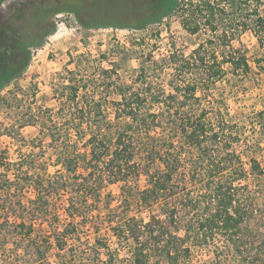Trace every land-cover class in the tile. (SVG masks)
Returning <instances> with one entry per match:
<instances>
[{
	"label": "trees",
	"instance_id": "1",
	"mask_svg": "<svg viewBox=\"0 0 264 264\" xmlns=\"http://www.w3.org/2000/svg\"><path fill=\"white\" fill-rule=\"evenodd\" d=\"M41 1L32 8L51 14ZM111 1L67 0L56 11L85 28L134 30L176 12L187 33L210 36L188 54L175 50L154 61L170 70L162 83L143 68L133 83H120L105 54L86 57L87 80L75 75L59 89L57 121L49 117L53 125L35 140H17L14 157L0 148V264H264V229L256 227L264 108L245 122L231 117V89L221 88L230 78L264 76V0H172L94 18ZM8 26L0 21L5 52ZM244 32L262 52L251 61L233 44ZM15 35L22 39L20 30ZM110 186L118 201L106 194ZM195 251L216 255L193 259Z\"/></svg>",
	"mask_w": 264,
	"mask_h": 264
},
{
	"label": "rangeland",
	"instance_id": "2",
	"mask_svg": "<svg viewBox=\"0 0 264 264\" xmlns=\"http://www.w3.org/2000/svg\"><path fill=\"white\" fill-rule=\"evenodd\" d=\"M126 1H128L127 5L123 6ZM171 1L112 0L104 3L102 7L100 3L101 10L94 12L93 16L97 18L105 16V13L108 16L112 13L118 15L120 9L132 13L136 9L148 8L153 3H163L169 7ZM41 2L46 4L51 14L43 16L39 14L37 8H32L40 3L39 0L36 3H29L28 0H10L0 8V21L9 25L6 30L9 33L13 31L14 34L18 30L22 32L21 40L7 43L6 52L4 50L0 53V81L17 69L14 59L17 60V66H20L19 76L0 90V148L8 149L11 157H14L18 151L17 140L19 142L23 139L35 140L40 137V130L45 125H53L52 122L57 121L55 98L59 97V89L68 84L65 79L75 75L77 79L87 80L84 77L89 75L86 69V57L97 59L100 54H105L104 66L117 70L120 83H133L142 68L148 72L153 81L162 83L169 78L170 70L161 71L154 61L159 62L175 50L188 54L198 43L210 36L205 32L195 35L187 33L180 26L176 12L166 15L159 23L150 24L143 30L114 27L85 28L79 24L73 14L56 11L60 8L65 9L67 0ZM31 15H38L32 27L26 24ZM122 15L127 17L131 14L122 13ZM144 15L146 17L147 14ZM39 32L47 33L39 39ZM36 35L39 40L35 39ZM239 43L247 49L250 61L253 57L262 55L250 32L240 34L238 40L233 42L235 46ZM148 56H151L150 61ZM223 86L226 91L231 89L226 96L231 117L241 116L242 119L245 117L243 120L245 122L253 116V112L264 108L263 75L252 74L241 80L230 78V82H225L221 88ZM49 117L52 118L51 123ZM9 137H14V141ZM44 145L46 146L47 142H44ZM49 171L52 173L54 169L50 168ZM138 185L139 187L144 185L142 177ZM108 190L106 194L111 193V198L118 201L117 187L110 186ZM104 198L106 200L105 196ZM256 201L258 204L256 227L262 230L264 199L258 196ZM117 203L113 201L112 205ZM135 211L133 209L132 213ZM216 252L218 255H226L225 251L216 250ZM215 255V251L214 253L195 251L193 259L213 260ZM223 255L221 261L225 260Z\"/></svg>",
	"mask_w": 264,
	"mask_h": 264
},
{
	"label": "flooded vegetation",
	"instance_id": "3",
	"mask_svg": "<svg viewBox=\"0 0 264 264\" xmlns=\"http://www.w3.org/2000/svg\"><path fill=\"white\" fill-rule=\"evenodd\" d=\"M58 2H59V1H58ZM5 36H6V38H7V37L10 38V39H7V40L4 39V40H5V42H4L5 49H6V47H7V46H6L7 43H9V42H14V43H16V42L19 41V40L16 39L17 37H16V35L14 34L13 31H12V33H8V32L6 31V35H5ZM1 39H3V38L1 37L0 40H1ZM24 49H25V48H23V50H24ZM2 51H3V50L0 49V52H2ZM14 61H15L14 64H15L16 68H18L17 63H16L17 60L14 59Z\"/></svg>",
	"mask_w": 264,
	"mask_h": 264
}]
</instances>
